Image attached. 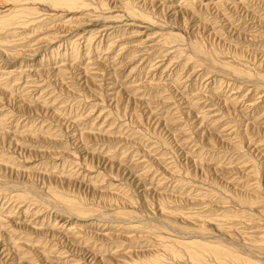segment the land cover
<instances>
[{
    "label": "rangeland",
    "instance_id": "obj_1",
    "mask_svg": "<svg viewBox=\"0 0 264 264\" xmlns=\"http://www.w3.org/2000/svg\"><path fill=\"white\" fill-rule=\"evenodd\" d=\"M83 2L0 0V264H264V0Z\"/></svg>",
    "mask_w": 264,
    "mask_h": 264
},
{
    "label": "bare ground",
    "instance_id": "obj_2",
    "mask_svg": "<svg viewBox=\"0 0 264 264\" xmlns=\"http://www.w3.org/2000/svg\"><path fill=\"white\" fill-rule=\"evenodd\" d=\"M53 2H54V4L55 5H62V6H69V7H71V6H76V5H80V4H84V2H83V0H52ZM131 9V8H130ZM3 16V15H2ZM2 24V22H0V25ZM175 232V231H174ZM191 239V238H190ZM177 240V239H176ZM175 240V241H176ZM184 240V239H183ZM170 241V240H169ZM171 241H173V239H171ZM175 241H173V242H175ZM185 241H187V240H185ZM198 241V240H197ZM195 241H193V246H192V248L194 247L195 249L196 248H199V247H201L200 246V244H198V242H196V243H194ZM192 243V242H191ZM189 245V244H188ZM199 246V247H198ZM204 247V246H203ZM206 247H208L207 245H206ZM206 247H205V249H206ZM202 248V247H201ZM189 249V248H188ZM169 250V249H168ZM172 250V249H171ZM202 250V249H201ZM209 250V249H208ZM207 250V251H208ZM214 250L217 252V253H223V252H226V251H223L222 249H219L218 247L217 248H214ZM170 251V250H169ZM194 251V250H193ZM210 251V250H209ZM212 251H213V249H212ZM223 251V252H222ZM198 252L200 253L201 251L198 249ZM204 252H206V251H204ZM216 252H215V254H216ZM194 253H197V252H195L194 251ZM202 253H203V251H202ZM202 253H201V255H202ZM209 253V252H208ZM228 253V252H227ZM191 254H193V253H191ZM224 254H226V253H223V254H221V255H224ZM176 255V254H175ZM196 255V254H195ZM198 255V254H197ZM196 255V256H197ZM200 255V254H199ZM219 255V254H218ZM217 255V256H218ZM192 256V255H191ZM228 256H230V255H228ZM155 257H157V256H155ZM155 257H154V261H155ZM193 257L194 258H196V260H197V257H200V256H197V257H195L194 255H193ZM218 257H221V256H218ZM224 257V256H223ZM222 257V258H223ZM225 257H227V256H225ZM224 257V258H225ZM228 258H233V256L231 255V257H228ZM235 259V258H234ZM162 259H160V260H156V262L157 261H161ZM150 261H152V260H150ZM149 261V262H150ZM192 261V260H191ZM195 261V260H194ZM197 262V261H196ZM158 263V262H157Z\"/></svg>",
    "mask_w": 264,
    "mask_h": 264
}]
</instances>
